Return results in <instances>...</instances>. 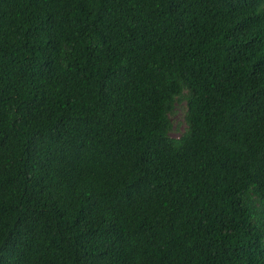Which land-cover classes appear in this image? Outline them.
<instances>
[{"label": "trees", "instance_id": "1", "mask_svg": "<svg viewBox=\"0 0 264 264\" xmlns=\"http://www.w3.org/2000/svg\"><path fill=\"white\" fill-rule=\"evenodd\" d=\"M0 264H264V0H0Z\"/></svg>", "mask_w": 264, "mask_h": 264}, {"label": "rangeland", "instance_id": "2", "mask_svg": "<svg viewBox=\"0 0 264 264\" xmlns=\"http://www.w3.org/2000/svg\"><path fill=\"white\" fill-rule=\"evenodd\" d=\"M184 112H185L184 103H179L176 105L175 112L170 116L172 122V129L170 131V135L172 137H179L180 134L185 129V123L183 119Z\"/></svg>", "mask_w": 264, "mask_h": 264}]
</instances>
